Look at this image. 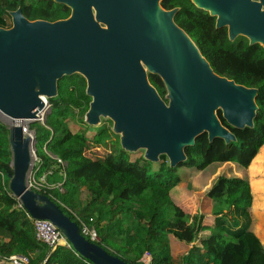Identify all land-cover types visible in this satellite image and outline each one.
Here are the masks:
<instances>
[{
    "label": "trees",
    "instance_id": "16d2710c",
    "mask_svg": "<svg viewBox=\"0 0 264 264\" xmlns=\"http://www.w3.org/2000/svg\"><path fill=\"white\" fill-rule=\"evenodd\" d=\"M161 5L178 9L175 22L215 73L257 89L253 125L233 127L218 111L235 140H209L203 132L193 145L184 148L186 158L175 166H170L165 154L152 162L143 153L121 148L110 120L89 133L83 121L91 100L86 81L78 73L64 75L57 81V95L48 98L50 111L44 123L34 121L30 128L35 132V152L41 159L36 174L49 168L61 172L57 157L65 163V179L61 190L37 191L54 200L77 224L79 218L93 225L98 233L96 242L129 264H141L146 252L151 264H264V245L254 232L247 170L264 145V47L249 44L240 35L229 39L226 28H217L215 17L190 0H162ZM18 7L29 20L55 21L70 14L68 6L54 0H0V27L11 26L10 11ZM149 79L165 99L161 78L149 74ZM72 121L84 127L73 132ZM107 132L114 136L111 146L118 145L119 150L110 152L108 147L109 153L102 160L86 155L85 143H102ZM8 134V126L0 121V255H25L31 264L43 260L46 264H93L71 248L59 245L50 249L36 240L32 218L8 189ZM44 146L55 157L46 154ZM200 173L205 176L204 184H200L205 197L199 204L203 212L194 225L186 221L183 203L196 195L189 186ZM183 179H188L186 192L174 197V189ZM209 179L210 185L203 190ZM170 235L187 245L185 253L173 256Z\"/></svg>",
    "mask_w": 264,
    "mask_h": 264
},
{
    "label": "water",
    "instance_id": "95a60500",
    "mask_svg": "<svg viewBox=\"0 0 264 264\" xmlns=\"http://www.w3.org/2000/svg\"><path fill=\"white\" fill-rule=\"evenodd\" d=\"M70 8L66 18L29 20L10 11L11 26L0 27V112L8 126L11 173L8 189L32 219L50 220L72 249L93 264H129L80 233L79 225L47 195L31 189V139L17 120H38L57 81L78 73L91 97L84 121H111V131L128 152L144 150L170 166L186 158L184 148L206 132L226 142L236 128L253 125L257 89L214 72L197 45L174 20L176 7L162 0H54ZM227 27L229 39L243 36L264 47V0H190ZM158 75L165 99L149 82Z\"/></svg>",
    "mask_w": 264,
    "mask_h": 264
},
{
    "label": "rangeland",
    "instance_id": "374dc122",
    "mask_svg": "<svg viewBox=\"0 0 264 264\" xmlns=\"http://www.w3.org/2000/svg\"><path fill=\"white\" fill-rule=\"evenodd\" d=\"M44 107L45 108L42 109L40 112H42L41 117L45 118L46 114L49 113L50 111V103L48 100H46ZM38 115H40V113ZM0 121L4 123L5 125L9 126L12 119L0 112ZM34 121H39L42 123V120H31V121H27L26 123L31 124ZM83 121H84V117H83ZM104 123H107V119L101 117L100 122L97 125H91L86 122L84 124L88 125L89 133H93L95 132L97 127L101 126ZM82 126H83V123H80L78 121L71 122V130L73 132L79 131V129L82 128ZM116 135L117 134H115V136ZM113 141H114V136L111 135L109 132H107L103 138L102 143H96V142L90 143L89 141H87L85 143L86 144L85 153L88 154V156L92 157L93 159L102 160L109 153V149H110V152L119 150L120 147L118 145H116L115 147L111 146ZM32 146L34 147V142L32 143ZM136 152L143 153L144 150L141 149ZM211 179L206 181V184H205L206 186L203 188V190L207 189V187L210 185L212 181ZM248 179H249V183L251 187V194H252V204H251L252 214H253V219L256 222L254 226V232L259 236L262 243H264V205H262V203L264 202L263 201L264 200V145L261 146L258 153L255 155V157L251 161V165L248 171ZM187 182H188V179H183L175 187L174 197L179 196L182 191L186 192ZM204 182H205V176L203 173H200L199 175L197 174V176H195L192 179V182L189 186V188L192 191H194V194L196 195H194L195 197V199L193 200L194 203L189 204L190 208H189V205H187V207L185 208L186 209L185 219L186 221H188V223H193L194 225H196L200 213L203 212L199 208V204L203 202L204 197H205V193L200 192L201 191L200 184H204ZM204 209H206V207ZM207 222L212 223V221L208 217H207ZM169 239H170L171 253L173 254V256H177V255H180L186 252L188 248L187 245H185L184 243L178 242L171 235L169 236ZM141 260L147 261L148 258L146 256L145 257L142 256Z\"/></svg>",
    "mask_w": 264,
    "mask_h": 264
},
{
    "label": "built area",
    "instance_id": "2783aa9c",
    "mask_svg": "<svg viewBox=\"0 0 264 264\" xmlns=\"http://www.w3.org/2000/svg\"><path fill=\"white\" fill-rule=\"evenodd\" d=\"M39 113L40 115H39L38 120H42V123H44V117H41L42 112H39ZM27 121H31V120L26 119L23 122L22 121L18 122V124H20L22 127L23 133L25 135H28L31 139L32 162H31L30 171L27 176V185L29 188L34 189L36 191L41 190V189L61 190L62 189L61 184L63 180L65 179V171H64L65 163L60 158H57L54 155H52L47 150V148L44 146L43 149L45 153L48 154L50 157H55L57 162L61 165L62 167V171L60 172L61 179L59 181H54V182H51L49 180V177H51L54 174L53 168H49L48 170L42 172L39 176L36 174L40 167L41 159L36 155V152H35V132L33 129L30 128V124L26 123ZM33 142H34V147L32 146ZM18 205L22 207L20 201ZM77 219L79 221L78 225H79L80 233L83 236H85L87 239H89L90 241L96 242L98 240V233H97L96 228L93 225H89L83 222L79 218ZM32 220H33L35 238L38 242L45 244L50 249H54L59 245H63L65 247L72 249L70 243L66 240L64 235L59 231V229L50 220H47V219H32ZM145 256L148 258V260L147 261L141 260V264H151L150 254L146 252L143 255V257ZM0 264H31V263H30V259L25 255L11 254L8 256L0 255ZM38 264H46V261L43 260Z\"/></svg>",
    "mask_w": 264,
    "mask_h": 264
},
{
    "label": "crops",
    "instance_id": "0c3cea01",
    "mask_svg": "<svg viewBox=\"0 0 264 264\" xmlns=\"http://www.w3.org/2000/svg\"><path fill=\"white\" fill-rule=\"evenodd\" d=\"M88 155V154H86ZM251 165V163H250ZM250 165L248 166V171H249V167ZM55 179V180H54ZM61 179V175H60V172L59 173H54L51 177H49V180L51 182H54V181H59ZM183 198H181L180 200H182ZM186 199V200H185ZM184 200V203H183V208L185 209L187 207V205H189L190 203H194L193 200L195 199L194 196H191V197H188V198H185ZM178 200V201H180ZM186 210V209H185ZM261 240V239H260ZM262 242V241H261ZM264 245V243H263Z\"/></svg>",
    "mask_w": 264,
    "mask_h": 264
},
{
    "label": "flooded vegetation",
    "instance_id": "af4514ba",
    "mask_svg": "<svg viewBox=\"0 0 264 264\" xmlns=\"http://www.w3.org/2000/svg\"><path fill=\"white\" fill-rule=\"evenodd\" d=\"M220 28V27H219ZM226 28V30H227V27H225ZM227 35H228V33H227ZM229 38V37H228ZM149 74L150 73H148V79H149ZM149 82L151 83V81H150V79H149ZM152 84V83H151ZM153 85V84H152ZM154 86V85H153ZM155 87V86H154ZM155 89L157 90V88L155 87ZM157 92H158V90H157ZM165 93H166V91H165ZM158 94L160 95V93L158 92ZM161 96V95H160ZM162 97V96H161ZM163 98V97H162Z\"/></svg>",
    "mask_w": 264,
    "mask_h": 264
},
{
    "label": "bare ground",
    "instance_id": "6f19581e",
    "mask_svg": "<svg viewBox=\"0 0 264 264\" xmlns=\"http://www.w3.org/2000/svg\"><path fill=\"white\" fill-rule=\"evenodd\" d=\"M24 120H26V119L17 120V122L24 121ZM13 123H14V122H13V121H11V123H10V124H13Z\"/></svg>",
    "mask_w": 264,
    "mask_h": 264
}]
</instances>
